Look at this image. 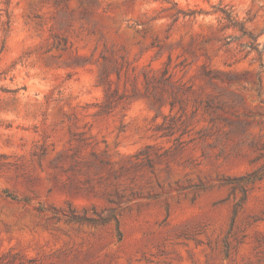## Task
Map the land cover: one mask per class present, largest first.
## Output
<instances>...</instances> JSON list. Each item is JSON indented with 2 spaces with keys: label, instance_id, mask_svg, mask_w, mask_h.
Segmentation results:
<instances>
[{
  "label": "rangeland",
  "instance_id": "374dc122",
  "mask_svg": "<svg viewBox=\"0 0 264 264\" xmlns=\"http://www.w3.org/2000/svg\"><path fill=\"white\" fill-rule=\"evenodd\" d=\"M0 264H264V0H0Z\"/></svg>",
  "mask_w": 264,
  "mask_h": 264
},
{
  "label": "trees",
  "instance_id": "16d2710c",
  "mask_svg": "<svg viewBox=\"0 0 264 264\" xmlns=\"http://www.w3.org/2000/svg\"><path fill=\"white\" fill-rule=\"evenodd\" d=\"M219 11H221L223 13V18L226 19L231 25H237V22L234 20L232 12L231 11H227L225 9H218ZM178 15L180 14H185L187 15L185 12L183 11H178L177 13Z\"/></svg>",
  "mask_w": 264,
  "mask_h": 264
}]
</instances>
